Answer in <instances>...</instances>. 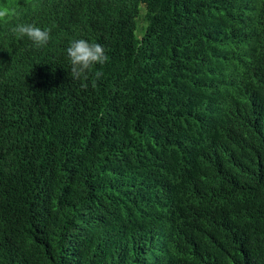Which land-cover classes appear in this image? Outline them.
<instances>
[{
  "label": "trees",
  "instance_id": "1",
  "mask_svg": "<svg viewBox=\"0 0 264 264\" xmlns=\"http://www.w3.org/2000/svg\"><path fill=\"white\" fill-rule=\"evenodd\" d=\"M0 8V264H264V0Z\"/></svg>",
  "mask_w": 264,
  "mask_h": 264
},
{
  "label": "clouds",
  "instance_id": "2",
  "mask_svg": "<svg viewBox=\"0 0 264 264\" xmlns=\"http://www.w3.org/2000/svg\"><path fill=\"white\" fill-rule=\"evenodd\" d=\"M15 15L14 9L0 8V21L7 23L9 18ZM50 31L51 29L41 28L35 23H20L12 29L14 36L19 39L27 37L37 48L48 44L51 38ZM65 51L71 65V77L74 80L82 81L80 85L82 89H87L90 75L94 77L93 85L103 75L100 71H92L95 65H103L109 60L104 46L100 43L76 39L69 43Z\"/></svg>",
  "mask_w": 264,
  "mask_h": 264
},
{
  "label": "rangeland",
  "instance_id": "3",
  "mask_svg": "<svg viewBox=\"0 0 264 264\" xmlns=\"http://www.w3.org/2000/svg\"><path fill=\"white\" fill-rule=\"evenodd\" d=\"M143 26H144V23L140 22V23H139V29H140V28L142 29Z\"/></svg>",
  "mask_w": 264,
  "mask_h": 264
}]
</instances>
